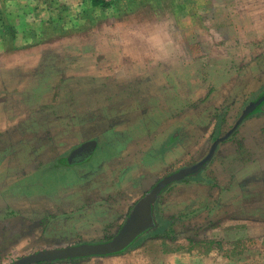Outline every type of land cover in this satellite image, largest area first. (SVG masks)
I'll return each instance as SVG.
<instances>
[{
  "label": "rangeland",
  "instance_id": "obj_1",
  "mask_svg": "<svg viewBox=\"0 0 264 264\" xmlns=\"http://www.w3.org/2000/svg\"><path fill=\"white\" fill-rule=\"evenodd\" d=\"M23 1L29 6L27 27L33 28L7 31L9 39H14L13 46L5 47L2 53L12 59L7 72L16 74L38 62L41 53L35 51L34 57L26 59L31 48L16 45L27 39H42L43 57L49 55L46 49H51L54 57L64 55L69 60L65 65H54L51 59H43L35 79L27 80L37 101L31 95L30 102L13 97L16 109L30 103L31 108L22 114L28 116L31 111L40 121L42 113L45 127L52 125L36 143L50 156L61 151L66 154L81 141L105 135L118 152L112 153L105 146L109 157L102 156L104 163L124 157L123 136L141 143L143 134L153 133L150 109L154 104L173 107L172 115L188 108V116L183 117H189V127L194 122L191 110L203 107L204 95L192 87L212 90L214 70L220 73L217 78L236 79L223 78L225 81L215 86L217 94L225 98L221 110L211 112V124L220 118L232 124L249 102L264 92V32L252 31L248 39L237 33L227 0L224 9L214 8V0H121L108 8L92 6L90 0ZM14 25L18 26L15 21ZM248 44L251 46L243 47ZM19 83L22 85L21 80ZM233 84L238 87L235 97ZM222 86H226L225 91ZM177 94L188 97L176 104ZM213 107L211 104L209 111ZM257 119L256 125L263 126L264 115ZM245 127L223 145L228 149L232 146L233 151L220 150L217 166L214 160H206V167L213 168L199 181L202 188L198 185V190L194 191L195 187L194 192L186 193L187 182L201 179L204 170L173 184L174 194L171 191L166 201L164 198L157 212L158 228L126 251L112 255L23 262L42 250L113 238L124 224L132 190L129 183L115 184L123 173L120 167L111 173L103 165L96 173L103 181L90 186L86 176L95 172L78 176L74 182L70 180L76 176L72 165L64 160L51 166L49 172L40 170L37 174L34 169H21L24 159L6 166L8 172L3 170L0 175V264H264V184L247 182V187L236 190L234 200L229 199L228 191L211 193L221 181L236 189L239 180L232 184L233 174L227 179L219 177L229 175L224 171L227 167L237 162L240 167L251 156L264 164V153L260 155L263 142L258 138L247 143L256 132ZM228 130V126L219 128L214 136ZM10 163L7 160L4 165ZM175 170L160 169L151 176L148 188ZM145 173L136 172L134 177L139 180ZM3 178L8 179L2 183ZM258 180L260 175L252 182ZM34 183L38 185L30 187Z\"/></svg>",
  "mask_w": 264,
  "mask_h": 264
},
{
  "label": "crops",
  "instance_id": "obj_2",
  "mask_svg": "<svg viewBox=\"0 0 264 264\" xmlns=\"http://www.w3.org/2000/svg\"><path fill=\"white\" fill-rule=\"evenodd\" d=\"M4 1L5 0H0V175L2 174L3 170L7 171L6 166L10 167L12 164L15 163V161L23 160V159L24 160L22 162L21 169L22 170L26 169V171L30 169H34L35 174H37V172L40 170L49 172L50 167L58 165L59 163H61L60 162L61 160H64V162L66 161L65 163L72 165V163H69L67 161V156L72 149H70L66 154L65 153L62 154L63 151H61L58 154L50 156V154H48L46 151L43 150L42 145L40 146L36 145V143L39 140H41V137L44 134H46L47 130L50 129L52 125L48 126V128L45 127V123H44L45 120L41 117L42 113H40L39 115L40 121H38L35 118L37 115H34L35 116L34 117L31 114V111H28L29 115L25 116L22 113L28 110V108L30 107V103L21 104V109H16L14 107L15 102L13 99V97L15 98L21 97L24 98L25 102H30V99L28 97L31 94L36 95L34 89L30 91L31 85L28 84L27 80L35 79V75L40 72L39 71L40 68L44 65L43 59L44 60L51 59L50 62L53 63L54 65L56 64L65 65L67 62H69V60L67 59L68 57L64 55L62 57H60V55L54 57L56 53H52L51 49H46L47 51L48 50L50 51L48 52L49 55L43 57L42 51L45 49L44 47L45 43L41 42L42 39H27V42H23L22 40L21 44L16 42L15 43L19 47H21L23 44H27V46L24 48H31V50H28V52L25 53L24 57H26V59L29 58L28 55L33 56L34 55L33 53L35 51H38L37 53H41V56L38 62L36 63V65L32 68H30L29 66H25V68L23 67L24 71L16 72V74L14 72L13 73L7 72L8 66L12 62V59L11 56L4 55L2 53H4L3 49L5 47H6L5 49H8L9 46H13L14 43V39H9L7 31L9 32V29L11 28L13 31L19 30L20 32H24L27 31V29L29 31V29L31 27L33 28V26L29 25V27H27L26 21L30 22V19L28 18L26 12V10H28L29 8L27 1H23V0H6L5 2ZM217 1H219V3H217ZM224 1L226 0H214V4H213L214 8H216L217 6L220 7L222 6L224 9L225 8V5L223 4ZM227 2L228 5H231L232 7V8L230 7V9H232L230 11V14L234 15V19H233L234 30L237 33H243V37L245 39H248L249 37H251L250 33H252V31L264 32V0H227ZM227 2L225 3L227 4ZM236 7L238 8L236 9ZM218 10L221 11V8H219ZM14 21L18 26L14 25ZM35 22L32 23V25H34ZM42 28L43 27L41 26V29ZM36 32H38V30ZM250 46L251 45L249 44L243 45V47H250ZM237 47H239V44H237ZM261 47H264V45H261ZM51 54L52 56H50ZM153 60L154 62H157L158 57H155V59ZM28 63L29 62H26V64ZM262 68L263 67H261V69ZM214 71L215 73L213 74L214 82H213L212 90L209 88L201 89L198 86L192 87L193 91L195 90L199 92L204 91V95L202 99L203 107L201 108L197 107L200 111L197 110V108L191 110V114L193 115L194 122L189 127H188L190 121L188 120L189 117H185V118L183 117L184 114L185 116H188L187 114L189 113L187 111L188 108H184L179 112H177L176 114L172 115L173 107L171 108L165 105L162 106V105L154 104V106H152V108L150 109V111L151 110L153 111L152 125L155 128L153 130V133L151 132L152 134L151 133L143 134L142 137L143 141L141 143H136L133 137L125 138V136L121 134V136H123L122 143H125L123 147L124 157H119L117 159H109L111 162L107 161L106 162L107 164L103 163V165L105 166L107 165L108 169L111 170V173H114V171L117 168L119 167L121 168V171L123 173L119 176L120 178L118 179V181L120 180V182L122 181L124 183H127L126 182L127 180L121 176H123L125 173H128L129 169H131V174L133 176H135L134 174H136V172L142 174L143 170H145L146 172L145 174H147V175H143L141 179L137 180L135 184L137 186L134 185L130 186V183L129 186L127 185L128 188L132 189L131 191H129L130 193L129 195L131 197L130 198L128 197L126 201L128 203V205L125 206L127 208V212L129 211V208L130 209L134 208L136 201L139 200L142 197V195H144L145 192L147 193L153 188L152 187L151 189H149L153 184L149 188L147 185H149L151 176L158 174L160 169L170 168V169H176L175 171H179L206 160L207 161L214 160L217 166V158H218L217 156H220L219 155L220 150L222 151V153L225 151L228 153V150L229 153L233 151L231 150L233 149L231 145H229L231 146L229 147L230 149L224 148L223 145H225L227 140L235 138L237 136L238 131L242 130L244 126H246L245 128H250L251 131L256 132L254 136L247 138L246 140L247 143L249 141L254 142L256 139L259 138L261 139V142H263L261 144L264 145V141L262 140L264 138V134H263L264 125L263 126L256 125L258 120L257 118H261L264 115V113H262L263 109H259L255 111L256 109L259 108V106H261L262 102L258 106L254 107V105L258 102V100L262 96H264V92H262L258 96H255L249 102L247 108L250 106V112L246 115L242 113V115H240L238 120L236 119L235 121H233L232 124L231 122L228 123L223 122L220 116H218L220 120H215V122H212L211 124L210 122L211 112L220 111L221 110L220 105L221 103H223L225 98L224 95H222V93L220 94V96L219 94H217L218 91L214 89L215 86L217 85L218 81H220V83L225 81L223 80V78L224 79L228 78L226 79L228 81L232 79H236V76L221 77L222 76L221 75L220 77H218L221 79L219 80L215 76L220 75V73L217 72L216 70ZM262 71L263 70H261V72ZM40 76H43V74H41ZM15 80L17 81V83L14 82ZM20 80L22 81V85H20L19 83ZM13 86H15L16 88H13ZM224 88H226V86L221 87L223 91H225ZM237 90L238 87H235L234 85V89L232 92L233 97L236 96ZM14 94L16 96H14ZM187 97L188 95L184 96L183 94H177L176 104L181 103V101ZM34 100L37 101L38 99L34 98ZM16 103H19L18 100L16 101ZM211 104H214V107L209 111ZM175 115L176 117L173 118ZM137 119H138L137 121H139V118ZM28 124L31 125L26 127V125ZM226 126L229 127V130L226 133L222 132L219 133L217 136H214L217 133V129L222 128L223 130V128ZM150 138H153L152 142L150 141ZM210 142H211L210 149L207 152L206 150ZM24 145L26 146L25 150L22 149ZM34 146H36L35 151H33ZM156 146H159V148H157ZM245 148H246L245 151H247L248 147L245 146ZM27 153H30L32 156L29 157ZM263 153L264 151L261 150L260 155H263ZM101 154L102 153L100 152L98 158H93V160L104 161L105 158L101 157ZM26 156L29 157L27 160L25 158ZM106 157L109 156L107 155ZM251 158H253V156L249 157L247 161L241 164L240 166L241 169H239L240 168L239 162H237L224 169V171L228 172L229 175L225 173L219 175V177L225 176V179H227V177L230 176V174L231 176L234 175L235 177L233 181H231V183L234 184L236 183L235 181L239 180L238 181L239 183H236V189L235 188L230 189L229 185H225V182L221 181V183L218 186H215L216 188H213V191L211 193H215L218 191V193L216 194H219V191L222 190L225 192L228 191L230 192L231 195L229 199H231L232 197V199L234 200V198H237L236 190L240 188L242 185L244 187H247L249 185L247 182L252 183V185L255 183L264 184V164L260 163L261 162L259 160L260 158H253V159ZM7 160H10L11 163L8 165H4V163ZM43 166L45 167L43 168ZM71 167L73 168V171L75 172L76 176L71 178L70 180L77 182L78 181L77 178L79 174H82L84 171H86L87 168L86 167L77 168L78 166L76 165H72ZM208 167H206L205 164L204 167H201L198 171L191 174L193 176L194 174H197L200 171L204 170L203 174L200 176L201 179L190 180L187 182L188 187L186 193L189 194V192H194L198 190L197 186L200 185L199 181L204 180L205 175L211 172V169L213 168V167L211 168ZM219 168L220 170L222 169V167ZM232 168H234V170L231 171ZM171 173L173 172H169L166 175H169ZM87 174L89 173H86V175ZM258 175H260V180L252 182L254 181L255 177L256 179H258ZM93 176L95 178H93ZM86 177H88L86 181L90 186H92L93 184H98L97 182L100 183L101 181H103L101 178L96 176V174L90 176L87 175ZM230 178L228 181H230ZM7 179L8 178H3L1 182L3 183ZM191 181L192 184H189ZM37 185L38 183H34L30 187ZM195 187L196 189L192 191L193 188ZM184 188L181 189L182 192L185 190ZM200 188H202V184L200 185ZM23 190L27 191L26 188H24ZM168 190L169 191L164 193L165 201L167 200L169 194H171L172 192L174 194V191H172L171 188H169ZM234 191L235 193H233ZM245 194L243 195L245 196ZM158 197L154 203H156L157 201V204H160L164 199L161 198L162 195L160 197L161 199ZM159 200L160 203L158 202ZM131 202L134 203L132 204ZM9 224L12 225V223Z\"/></svg>",
  "mask_w": 264,
  "mask_h": 264
},
{
  "label": "water",
  "instance_id": "obj_3",
  "mask_svg": "<svg viewBox=\"0 0 264 264\" xmlns=\"http://www.w3.org/2000/svg\"><path fill=\"white\" fill-rule=\"evenodd\" d=\"M264 101L262 96L254 107L258 106ZM253 108V106H252ZM250 112V106L246 109L244 114ZM88 142H84L79 146L72 155L82 150L94 151L95 146L90 148L86 146ZM211 155V154H210ZM206 161L199 162L193 166H189L185 169L175 171L169 175L164 176L153 188L145 193L134 205L130 215L126 222L120 229V231L111 239L94 242V243H82L77 245H70L61 248L47 249L39 251L23 259V262L27 261H42V260H62V259H76L86 258L91 256H103L122 253L127 250L141 235L148 232L156 226V218L154 215V202L159 196V193L168 184L180 180L188 175H191L198 171L201 167H204Z\"/></svg>",
  "mask_w": 264,
  "mask_h": 264
},
{
  "label": "flooded vegetation",
  "instance_id": "obj_4",
  "mask_svg": "<svg viewBox=\"0 0 264 264\" xmlns=\"http://www.w3.org/2000/svg\"><path fill=\"white\" fill-rule=\"evenodd\" d=\"M263 107H264V101L262 102V104H261V106H259V108L258 109H256L255 111H257V110H259V109H263ZM102 138V139H101ZM107 136H105V135H101V136H99V137H95V138H91V139H89V140H87V141H82L80 144H77V145H75L73 148H72V150H71V152L68 154V156H67V161L69 162V163H72V165H76V166H78L77 168H79V167H82V168H84V167H86L87 169H86V171H84L82 174H79V177L80 178H84L85 176H86V173H89V172H95V174L96 173H98V172H100V169L102 168V166H103V163H104V161L103 160H93V158H98V156H99V154H100V152L102 153L101 154V157L102 156H107L108 155V152H106V151H104L105 149L106 150H108V151H110L111 150V152L113 153L114 151H117L118 152V148H116V146H114L113 144H111L108 140H107ZM94 140H96V141H94ZM101 141V142H100ZM84 142H88V144L86 145V146H88L89 148L91 147V146H95V149H94V151L92 152V149H91V151H86V150H82L81 152H76L74 155H72L75 151H77L76 149L80 146V145H82ZM103 144H105V145H103ZM105 146H107V148H105ZM105 148V149H104ZM104 152H106V154H104ZM110 152V153H111ZM112 157H113V154H112ZM86 164V165H85ZM102 164V165H101ZM205 166V165H204ZM207 166V165H206ZM173 172H175V171H173ZM125 175V176H124ZM122 177L123 178H125L127 181V183H130V186L131 185H134V186H137V185H135L136 184V182H137V179H136V177H134L132 174H131V169H129V172L128 173H125ZM164 176H166V175H164ZM163 176V177H164ZM189 176H191V175H188V176H186V177H184V178H182V179H180V180H176V181H174V182H172V183H170V184H168L165 188H163V190L159 193V196L161 197V195H162V197L161 198H163L164 199V193H166L167 191H169L168 189L173 185V184H175V183H177V182H179V181H182L183 179H186V178H188ZM162 177V178H163ZM161 178V179H162ZM161 179H158L149 189H151L156 183H158V181H160ZM81 181V180H80ZM119 183V185L122 183V181H121V183H120V180L118 181V180H116L115 181V184L117 185ZM134 183V184H133ZM133 187V186H132ZM148 189V190H149ZM146 193V192H145ZM144 193V194H145ZM143 196V195H142ZM160 197H158V198H160ZM160 198V199H161ZM138 201V200H137ZM136 201V202H137ZM159 203H160V200L158 201ZM136 204V203H135ZM161 204H162V202L160 203V204H157V201H156V203H154V215H155V218H156V226L154 227V228H152L151 230H149L148 232H146V233H144L143 235H141L138 239H140L142 236H144L145 234H147V233H150L152 230H154V229H157L158 228V225H159V221H158V217H157V212H158V210H159V208H160V206H161ZM131 210H132V208L130 209L129 208V211L127 212V215H126V218H125V221L123 222V223H125L126 222V220H127V218H128V216L130 215V213H131ZM124 225V224H123ZM137 241V240H136ZM135 241V242H136ZM134 242V243H135ZM133 243V244H134ZM132 244V245H133ZM131 245V246H132ZM126 251V250H125Z\"/></svg>",
  "mask_w": 264,
  "mask_h": 264
},
{
  "label": "trees",
  "instance_id": "obj_5",
  "mask_svg": "<svg viewBox=\"0 0 264 264\" xmlns=\"http://www.w3.org/2000/svg\"><path fill=\"white\" fill-rule=\"evenodd\" d=\"M117 1L119 2L121 0H90L92 6H98V7H101V8H108L112 4L117 3Z\"/></svg>",
  "mask_w": 264,
  "mask_h": 264
}]
</instances>
